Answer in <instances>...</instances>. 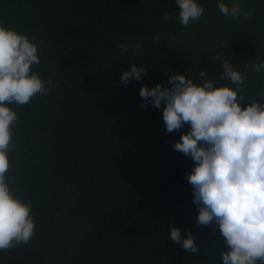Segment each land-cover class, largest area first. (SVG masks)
Masks as SVG:
<instances>
[{"label":"trees","instance_id":"16d2710c","mask_svg":"<svg viewBox=\"0 0 264 264\" xmlns=\"http://www.w3.org/2000/svg\"><path fill=\"white\" fill-rule=\"evenodd\" d=\"M219 2L198 0L205 12L185 26L176 0H0L8 27L42 41L35 70L53 82L11 105L18 123L6 176L32 201L36 228L27 244L0 251V264H223L219 226L196 223L194 161L173 147L189 125L166 132L163 104L145 109L139 95L177 73L228 83L217 55L245 74L248 102L264 95V72L245 69L264 63V0H223L239 6L238 18ZM132 63L146 74L123 83ZM173 225L182 237L191 231L196 252L169 239Z\"/></svg>","mask_w":264,"mask_h":264},{"label":"clouds","instance_id":"9594fccd","mask_svg":"<svg viewBox=\"0 0 264 264\" xmlns=\"http://www.w3.org/2000/svg\"><path fill=\"white\" fill-rule=\"evenodd\" d=\"M176 4L178 19L185 26L205 12L198 0H176ZM218 8L224 16L240 15L238 5L229 6L223 0ZM163 15L171 19L170 13ZM152 39L159 41L160 35ZM41 44L36 35L29 37L0 18V251L27 244L35 235L32 201L15 194L6 173L8 153L14 147L13 126L18 123L11 105H27L53 86L51 78L45 82L35 70L41 62ZM142 46L136 43L134 51ZM118 47L124 52L129 49L127 43ZM215 59L222 63L219 80L228 83L218 84L206 71L199 73L200 83L184 74L169 75L165 85L141 86V107L163 104L168 133L189 125L173 147L194 161L187 179L199 209L196 223L219 226L228 249L219 253L223 264H264V95L248 102L242 91L245 74L220 55ZM245 69L264 72V63L245 64ZM144 74L145 68L132 63L122 71L121 81H140ZM168 237L188 252L198 250L190 230L182 237L173 225Z\"/></svg>","mask_w":264,"mask_h":264}]
</instances>
